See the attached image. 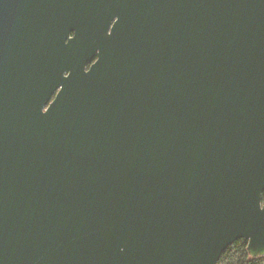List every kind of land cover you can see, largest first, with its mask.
<instances>
[{
    "label": "water",
    "instance_id": "1",
    "mask_svg": "<svg viewBox=\"0 0 264 264\" xmlns=\"http://www.w3.org/2000/svg\"><path fill=\"white\" fill-rule=\"evenodd\" d=\"M263 192L264 0H0V264L264 256Z\"/></svg>",
    "mask_w": 264,
    "mask_h": 264
},
{
    "label": "trees",
    "instance_id": "2",
    "mask_svg": "<svg viewBox=\"0 0 264 264\" xmlns=\"http://www.w3.org/2000/svg\"><path fill=\"white\" fill-rule=\"evenodd\" d=\"M262 202L264 203V192ZM219 264H264V256H249L246 241L238 239L222 253Z\"/></svg>",
    "mask_w": 264,
    "mask_h": 264
},
{
    "label": "flooded vegetation",
    "instance_id": "3",
    "mask_svg": "<svg viewBox=\"0 0 264 264\" xmlns=\"http://www.w3.org/2000/svg\"><path fill=\"white\" fill-rule=\"evenodd\" d=\"M115 20H116V19H115ZM112 23H114V21H113ZM70 36H72V33L70 34ZM95 59H96V58H94V59L92 60V62H94ZM92 62H91V63H92ZM91 63L87 64L86 68H88V67L90 66Z\"/></svg>",
    "mask_w": 264,
    "mask_h": 264
}]
</instances>
